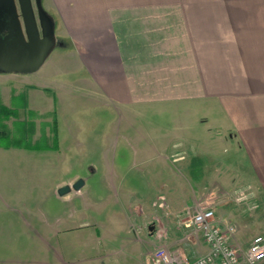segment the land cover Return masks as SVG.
Returning a JSON list of instances; mask_svg holds the SVG:
<instances>
[{
    "label": "crops",
    "instance_id": "obj_1",
    "mask_svg": "<svg viewBox=\"0 0 264 264\" xmlns=\"http://www.w3.org/2000/svg\"><path fill=\"white\" fill-rule=\"evenodd\" d=\"M40 6L53 24L54 46L47 59L33 73L0 69V106L15 109L17 119L22 114L20 130L34 135L59 130L60 94L94 111L108 107L136 115L154 105H175L179 110L194 106L183 112L176 130H155L159 139L152 137L154 130L142 133L145 144L141 138L136 141L137 155L144 149L157 156L134 161L131 171L148 175L160 165L161 172L165 168L173 176L179 166L196 175L197 183L233 187L236 195L246 191L237 184L247 183L248 196L243 201L233 198L236 205H221V210L217 199L209 202L226 216L216 215L222 226L225 218L236 224L235 243L246 247L255 236L264 235V0H40ZM34 7L37 13L35 0ZM26 111L30 126L25 124ZM75 126L76 122L70 124ZM74 140L76 147H68L71 159L85 145ZM31 144L32 148L0 143V167L15 166L19 176L26 167L39 166L40 149ZM114 167L120 178L121 171ZM89 169L93 176L99 174L94 164ZM200 190L196 189L198 196ZM78 216L71 211L65 225L31 235L49 258L32 264H96L87 254L76 257L86 246L82 240L87 226ZM17 227L12 228L13 241L23 244ZM149 228L151 236L154 229ZM60 234L68 239L58 249L50 240ZM204 247L208 250L205 242ZM15 248L9 255L1 253L0 263L25 264V252Z\"/></svg>",
    "mask_w": 264,
    "mask_h": 264
},
{
    "label": "rangeland",
    "instance_id": "obj_2",
    "mask_svg": "<svg viewBox=\"0 0 264 264\" xmlns=\"http://www.w3.org/2000/svg\"><path fill=\"white\" fill-rule=\"evenodd\" d=\"M57 105L59 130H50L49 135L45 130L35 135L32 130L20 133L19 119L22 114L17 119L15 109H8L10 114L0 116V130L6 133L2 137L3 143H21L22 140L36 143L40 147L36 153L41 160L39 166L26 167L23 175L19 176L15 166L0 167V255H9L16 250L15 247H21L25 252V264H32L38 258L47 259L44 256L48 255L47 251H42L41 244L31 235L65 225V218L71 211H77L78 221H84L89 226H86L82 240L86 246L84 244L85 248L76 257L82 258L87 254L90 260L95 259L96 264H148L149 253L164 243H159L157 231L149 235V227L165 230L169 234L167 246L180 245L189 257L207 251L203 239L189 235V229L181 223L190 218L195 205L203 200L217 199L221 210V205H236L233 198L237 189H226L223 184L207 181L197 183L196 175H189L179 166L175 167L178 173L173 176L165 173V168L161 172L160 165L153 166L148 175L131 171L134 161L150 157L156 159L157 156L155 151L144 149L137 155L135 143L140 142L139 138L144 143L142 133L154 130V135L157 133L155 130H176L182 123L183 112L188 110L187 107L193 109L194 106L179 110L175 105H154L136 115L135 112H117L108 107L94 111L92 106L82 101L72 104L62 94L57 96ZM25 116V124L30 126L32 120L27 118V111ZM72 122H76L74 128H70ZM147 136L150 137L149 134ZM74 137L85 142V149L80 146L79 156L71 159L68 147L76 143ZM152 137L159 139L160 136L156 134ZM59 141L61 151H58ZM202 162L208 161L203 159ZM90 164L99 168V174H91ZM115 164L121 171L120 178L115 176ZM193 166L199 170L197 161ZM79 177L88 179L85 186L66 196H58V184H73ZM214 186L217 191L211 192ZM237 186L248 191L247 183ZM199 188L200 196L196 194ZM160 195L165 197V208L153 205ZM18 210H22L23 214ZM217 211L218 217H226ZM153 217L159 222H149ZM61 218L64 221H59ZM16 226L21 230V236L17 238L24 237L23 244L13 241L15 231L12 228ZM93 231L96 232L94 236L91 234ZM67 239L60 234L49 240L61 249L60 244ZM72 239L75 238L72 236ZM33 251L36 253L33 254Z\"/></svg>",
    "mask_w": 264,
    "mask_h": 264
},
{
    "label": "built area",
    "instance_id": "obj_3",
    "mask_svg": "<svg viewBox=\"0 0 264 264\" xmlns=\"http://www.w3.org/2000/svg\"><path fill=\"white\" fill-rule=\"evenodd\" d=\"M247 196V192L241 191L234 199L243 201ZM154 205L165 207V197L160 195ZM221 222L224 226L216 219L213 203L208 200L197 203L190 218L181 224L190 229L191 235L200 236L208 245V251L189 257L180 246H167L169 235L165 230H159L158 237L164 243L154 248L150 264H260L264 260V235L255 236L247 247H243L233 240L236 224L230 219Z\"/></svg>",
    "mask_w": 264,
    "mask_h": 264
},
{
    "label": "water",
    "instance_id": "obj_4",
    "mask_svg": "<svg viewBox=\"0 0 264 264\" xmlns=\"http://www.w3.org/2000/svg\"><path fill=\"white\" fill-rule=\"evenodd\" d=\"M0 0V69L33 73L41 68L54 46L53 24L40 0ZM12 47V48H11ZM85 179L58 188L60 196L80 190Z\"/></svg>",
    "mask_w": 264,
    "mask_h": 264
},
{
    "label": "trees",
    "instance_id": "obj_5",
    "mask_svg": "<svg viewBox=\"0 0 264 264\" xmlns=\"http://www.w3.org/2000/svg\"><path fill=\"white\" fill-rule=\"evenodd\" d=\"M11 113V111L10 110H8V108L7 107H5V106H0V116L1 115H4V114H10ZM26 130H24V132H25ZM21 133H23V130L21 131ZM4 135H6V133H4V132H2L1 133V137H0V143L2 144V145H6V146H10V145H13V144H15V145H24V147H29V148H32L33 147V145L31 144V141H26V142H24L23 140H22V142L20 143L19 141H17V142H13V143H9V144H4L3 143V141H2V137L4 136ZM36 145V144H35ZM37 149H39L40 147L39 146H35Z\"/></svg>",
    "mask_w": 264,
    "mask_h": 264
},
{
    "label": "flooded vegetation",
    "instance_id": "obj_6",
    "mask_svg": "<svg viewBox=\"0 0 264 264\" xmlns=\"http://www.w3.org/2000/svg\"><path fill=\"white\" fill-rule=\"evenodd\" d=\"M2 20V18L0 19V21ZM12 48V47H11Z\"/></svg>",
    "mask_w": 264,
    "mask_h": 264
}]
</instances>
